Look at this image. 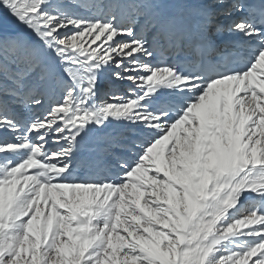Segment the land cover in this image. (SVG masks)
Segmentation results:
<instances>
[{
  "label": "snow or ice",
  "instance_id": "snow-or-ice-1",
  "mask_svg": "<svg viewBox=\"0 0 264 264\" xmlns=\"http://www.w3.org/2000/svg\"><path fill=\"white\" fill-rule=\"evenodd\" d=\"M0 264H264V0H0Z\"/></svg>",
  "mask_w": 264,
  "mask_h": 264
}]
</instances>
